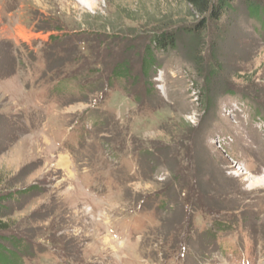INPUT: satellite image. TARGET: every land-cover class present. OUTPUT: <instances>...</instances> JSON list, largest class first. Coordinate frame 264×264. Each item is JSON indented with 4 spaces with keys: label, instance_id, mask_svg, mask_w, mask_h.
<instances>
[{
    "label": "rangeland",
    "instance_id": "obj_1",
    "mask_svg": "<svg viewBox=\"0 0 264 264\" xmlns=\"http://www.w3.org/2000/svg\"><path fill=\"white\" fill-rule=\"evenodd\" d=\"M89 4L0 0V244L15 264H264L248 4L202 28L186 0ZM164 32L177 47L144 76Z\"/></svg>",
    "mask_w": 264,
    "mask_h": 264
},
{
    "label": "trees",
    "instance_id": "obj_2",
    "mask_svg": "<svg viewBox=\"0 0 264 264\" xmlns=\"http://www.w3.org/2000/svg\"><path fill=\"white\" fill-rule=\"evenodd\" d=\"M234 1L235 0H186L187 4L191 7L192 10L195 11L196 14L202 17V20L199 24V28H202L209 23L210 21H221L226 16L232 14L234 12ZM248 6V14L251 19H254L256 22L260 23V30L257 32L258 35H262L264 32V0H244ZM264 37V35H262ZM177 47V37L172 32H164L158 35L155 39V44L146 56L145 63L143 66V74L144 76L150 74L153 69L157 66L156 64V57L160 52H166L168 50L176 49ZM4 59L8 61L10 64V68L5 64L4 68H8L10 70H14V63L11 62L10 57L6 56ZM3 59V60H4ZM13 66V68H12ZM3 69V68H2ZM130 73L129 68L127 65L120 64L112 69L110 72L108 79L114 81H122L128 78V74ZM216 70H212L211 74H217ZM214 75V76H215ZM248 99L258 101V97L248 96ZM206 103L209 104V97L208 95L205 97ZM209 101V102H208ZM257 103V102H256ZM256 110V109H255ZM259 112V111H258ZM255 111V114L258 113ZM4 228L3 220L0 214V230ZM21 241V240H20ZM19 241V242H20ZM19 242L12 241L13 246H19ZM21 243V242H20ZM8 250V251H5ZM9 252L7 255L6 253ZM12 253V254H11ZM11 254V255H10ZM18 254L14 255V250H9L8 247L5 245L0 244V264H15L16 260H18Z\"/></svg>",
    "mask_w": 264,
    "mask_h": 264
},
{
    "label": "bare ground",
    "instance_id": "obj_3",
    "mask_svg": "<svg viewBox=\"0 0 264 264\" xmlns=\"http://www.w3.org/2000/svg\"><path fill=\"white\" fill-rule=\"evenodd\" d=\"M85 2H86L87 5H90L89 3H91V0H85ZM74 109H75V108H74ZM59 157H60V156H59ZM65 158H66V157H65ZM65 158H64V159H65ZM63 161H64V160H63ZM66 162H68V160H66ZM63 163H65V162H63ZM67 165H68V164H67Z\"/></svg>",
    "mask_w": 264,
    "mask_h": 264
}]
</instances>
